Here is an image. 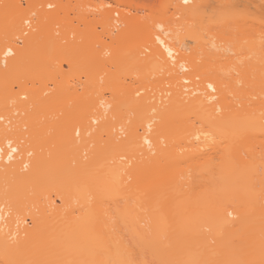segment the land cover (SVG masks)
Wrapping results in <instances>:
<instances>
[{
	"label": "bare ground",
	"instance_id": "bare-ground-1",
	"mask_svg": "<svg viewBox=\"0 0 264 264\" xmlns=\"http://www.w3.org/2000/svg\"><path fill=\"white\" fill-rule=\"evenodd\" d=\"M30 1L0 0V264H259L264 0H230L220 43L204 38L217 35L202 11L212 0H161L141 6L144 14L125 13L133 0L103 7L104 31L123 47L108 59L118 72L109 78L105 69L109 82L98 87L108 86L106 97L94 94V76L81 92L64 81L51 96L33 88L44 76L30 75L33 49L53 45L50 36L63 41L34 56L60 63L65 46H87L69 57L75 70L95 66L96 49L91 31L48 22L51 0L24 13L21 2ZM185 34L197 39L189 51ZM8 48L13 55L5 56ZM119 73L137 77L128 84Z\"/></svg>",
	"mask_w": 264,
	"mask_h": 264
},
{
	"label": "rangeland",
	"instance_id": "rangeland-1",
	"mask_svg": "<svg viewBox=\"0 0 264 264\" xmlns=\"http://www.w3.org/2000/svg\"><path fill=\"white\" fill-rule=\"evenodd\" d=\"M22 1V0H21ZM30 1V0H29ZM31 1H32V3H31ZM30 1V3L32 4V6H31V4L30 3H26L25 5H22V2H21V8H22V10L24 11V13H26V12H28V7H31V9H32V7H33V5L35 4H37L38 3V0H31ZM46 1H48V0H46ZM161 0H133V2L132 3H130L128 6H126V7H124V9H125V13H136V12H138V13H141V14H144V13H146L147 12V10L145 11V10H141L140 11V7L141 6H144V5H146V4H150V5H152L153 7H157V5L159 4V2H160ZM213 1V2H212ZM209 4H211L212 6H210V7H208L209 5H207V4H205L206 6H204L203 7V10L202 11H206V9L208 10V11H206V13H211V15H212V18H211V21L214 23V20H215V22L217 23L216 25L217 26H215V30H214V33H216L217 35H210V36H208V35H205V40L206 41H208V43L210 42V43H216L217 41H218V43H220V42H222L223 41V38H225V37H227V35H228V30H229V25H228V27H227V25H226V22H225V13L228 11V9H229V6H230V0H225L226 1V3H225V6L224 5H222L221 3H219L220 5H221V8H220V5H218V3H216V4H214L215 2H214V0H212ZM216 1V0H215ZM27 2V1H26ZM40 2H45V1H43V0H40ZM39 2V3H40ZM50 2H52L53 4H50V5H53V7H51V8H49V9H47L46 8V6H44V5H42L43 6V9H41V11L39 10L40 8H41V5L40 4H42V3H40V4H38V5H40V8L38 7L37 8V11H40V13H42V10L44 11V8H46L45 10V12H44V14H46L48 11V13L49 14H51V16H52V18L50 17V15H48V13L46 14V15H48L49 16V18H51V19H49L48 20V22H50V21H56L55 23H57V21H59V22H63V23H66V24H64L63 26L61 25V27H64V26H66V25H68V26H66L67 28H70L71 30L74 28V27H78V28H80L81 30H82V35H83V32H92V34L94 35V41H92V43H91V45L92 46H95V49H96V51L95 52H93V54H91V60H90V63H91V61H92V59L93 58H95V66H93V64L92 65H90V67H91V69H90V67L89 68H87V66H85V71L84 70H80V69H73V67L71 66L72 65V59H73V57H74V53H73V51L74 52H76V54H78V51L80 52L81 50H83V49H86V47L87 46H81L82 47V49H79L80 48V46H79V48H78V45H70V46H65L64 47V54L63 55H61L60 56V59H59V61H60V63L59 62H57V61H54L53 60V56L52 57H49L50 55H52V54H50L49 56H48V58L47 59H43V57L44 56H42L41 55V53H40V55H41V58L42 59H39V56L38 57H35L34 55H39V53L38 52H40V51H42L43 50V48L44 49H46V47H48L49 48V52H52L55 48H56V45H55V43L56 42H58V41H61L62 39H61V37H62V34L61 33H59L60 31H57L56 29H55V32H53L54 34L56 33H59V34H55L56 36L55 37H53L52 38V36H50L51 38L49 39L50 40V42L53 44V45H51V46H47V44H45V43H43V46H41L42 45V43L40 42V45H39V47L41 46V48H38L37 46V44H39L38 43V41L36 42V47L38 48V49H33L35 52H33L34 53V55L32 56V59H33V61H36L35 63L33 62V64H34V66H33V68L35 67V68H37L36 70H35V72H33V69L31 70L30 69V73H31V71L33 72V74H30V75H36V74H44V76H42V78H40L38 81H36L35 83H34V89H36V90H38V91H40L41 89H43L44 90V92H42V97H43V95H49V94H51V91L53 92L54 90H59V87L57 86L60 82H63L64 81V83L66 84V86H67V88H68V90L70 91V90H73L74 89V87H76L75 89H77V91H82L83 90V88L85 87V85L86 84H88V82H87V80H90V78H92L93 76L95 77L93 80L96 82L97 81V84H96V88H94L95 90H94V94H97V92H98V89H99V92L100 93H102V95L104 94V96L106 97V96H109L110 95V92H109V90H107L108 89V86L106 85V87H105V91H103V87L101 88V86H102V81L105 83V82H109V80H108V78L104 75L105 74V72H106V70L105 69H108L109 71H108V77L110 78V75H111V73L112 72H118L117 70H116V68H113V66H112V64H110V62H109V58L111 57V54H112V57L113 56H115V54H113V52H114V50L116 49V47H117V43H115V42H112V41H110V39L107 37V35H106V33H105V31H104V28H103V25H102V23H101V15L99 14V11H101L102 10V8L103 7H117V4H116V2H115V0H51ZM50 2H47L46 3V5L48 4V3H50ZM61 4L62 5V9H59V8H55V6L57 5V4ZM30 4V5H29ZM45 4V3H44ZM29 5V6H28ZM38 5H36V7L38 6ZM216 5V6H215ZM103 6V7H102ZM17 6H10V7H7V9H5L4 11H6V12H8V11H11V10H13L14 8H16ZM58 7V6H57ZM208 7V8H207ZM223 7V8H222ZM34 8V7H33ZM56 9V10H58L59 9V11H56V12H58V14L56 13V14H53L54 13V11H51L52 9ZM139 8V9H138ZM217 9H221V10H217ZM209 10L210 11H212L213 10V14H212V12H209ZM37 11H35V13H37ZM204 11V12H205ZM51 12V13H50ZM53 14V15H52ZM227 14V13H226ZM39 15V16H38ZM40 15L41 14H37V16L38 17H40ZM57 15V16H56ZM117 15V16H116ZM198 15V13L197 14H195L191 19H194L196 16ZM115 16V18H117L119 15L118 14H115L114 15ZM35 17V16H34ZM37 17V18H38ZM40 18H38L37 20L38 21H40L39 20ZM214 19V20H213ZM32 21V20H31ZM35 20H33V23L32 24H34L35 22H34ZM45 21V20H44ZM46 22H47V20H46ZM9 23V22H8ZM8 23H5V24H8ZM39 23V22H38ZM37 23V24H38ZM53 23V22H52ZM54 23V24H55ZM5 24H3V25H5ZM36 24V23H35ZM37 24L35 25V27L37 26ZM40 24V23H39ZM2 25V26H3ZM50 25H51V23H50ZM58 24H56V25H54V26H57ZM46 26H47V23H46ZM46 26H45V28H46ZM53 26V25H52ZM53 26V28H55ZM188 27H190V24L188 25ZM8 28V27H7ZM7 28H4L3 27V29L5 30V29H7ZM34 28V27H33ZM57 29H60V26L57 28ZM63 30H65L64 28H62ZM36 30H37V28H36ZM43 29L41 28V29H39L38 28V31H34L33 30V33L31 32L30 34H31V36H28V37H30V41L31 42H35V40L36 39H38L39 38V33H41V31H42ZM66 31H67V29H66ZM15 32V31H14ZM13 32V33H14ZM43 33V32H42ZM183 33H185L184 31H183ZM15 35V34H14ZM16 36V35H15ZM14 36V37H15ZM54 36V35H53ZM70 38L72 39L73 38V36H72V34L70 33ZM41 37V36H40ZM43 38V37H42ZM27 39H29V38H27ZM26 38H25V40L26 41H24V39H23V41L25 42V45L27 44L26 42L28 41ZM47 39V38H46ZM45 38H44V40H45V42H47V40H46ZM12 40V39H11ZM39 40H40V38H39ZM220 40V41H219ZM29 41V42H30ZM63 41V40H62ZM13 42V41H12ZM182 42H183V44H184V46L186 45V47H185V51L187 50V51H189L190 49H192L193 47H195L196 46V44H197V39H194L192 36H189L188 34H185L184 35V37L182 38ZM14 43V42H13ZM89 43V44H90ZM16 44H17V41H16ZM50 44V43H49ZM87 44V43H86ZM85 44V45H86ZM18 45H22V46H24L23 48H25L26 46L24 45V44H18ZM34 45V44H33ZM120 45V44H119ZM120 47V46H119ZM34 48V47H33ZM187 48V49H186ZM26 49V48H25ZM40 49V51H38ZM75 49H76V51H75ZM120 50L121 49H123V47L122 48H119ZM119 49H116V51H118ZM125 49V48H124ZM78 50V51H77ZM38 51V52H37ZM123 51V50H122ZM121 51V52H122ZM36 52H37V54H36ZM119 52V51H118ZM43 53V52H42ZM114 53H117V52H114ZM118 54V53H117ZM116 54V56H119V55H117ZM122 54V53H121ZM121 54H120V56H121ZM124 54V53H123ZM80 55V54H79ZM72 56V59H69V57H71ZM93 56V57H92ZM110 56V57H109ZM119 56V57H120ZM47 57V56H46ZM54 57H55V55H54ZM111 57V58H112ZM125 57H126V55H125ZM122 58V57H121ZM124 58V57H123ZM85 59V58H84ZM109 59V60H108ZM125 59V58H124ZM127 59V58H126ZM125 59V60H126ZM40 60V61H39ZM74 60V59H73ZM43 61V62H42ZM50 61H51V64H48V63H50ZM86 61V60H85ZM81 62V61H80ZM93 62V61H92ZM45 63V64H44ZM87 64L89 63L88 62V60H87V62H86ZM125 63V62H124ZM76 64V63H75ZM128 64V63H127ZM126 64V65H127ZM37 65V66H36ZM41 65V66H40ZM89 65V64H88ZM32 66H30V67H32ZM50 67V70H48L47 69V67ZM93 66V67H92ZM38 67H40V68H38ZM125 68H126V66H125ZM124 67H123V70L122 71H120V69H119V72H123L124 71V69H125ZM90 69V70H89ZM127 72V71H126ZM125 73V72H124ZM129 73V72H128ZM29 74V73H28ZM27 75V74H26ZM104 75V76H103ZM119 75H120V73H119ZM118 75V76H119ZM123 75V73H121V75H120V80L123 82V81H125L124 83H126V82H128V84L133 80L132 79V77H134V78H136L137 76H125V77H123L122 76ZM133 75H135V74H133ZM32 76V77H33ZM97 76V77H96ZM102 76L103 77H106L107 78V80L105 79V78H103V79H105V81L102 79ZM30 77V76H29ZM76 78H79V80H80V82H78V79H76ZM89 78V79H88ZM97 78L99 79V80H97ZM125 80H124V79ZM96 79V80H95ZM123 79V80H122ZM132 79V80H131ZM43 80V81H42ZM131 80V81H130ZM92 81V80H91ZM93 81V82H94ZM93 82H91V83H93ZM133 82V81H132ZM131 82V83H132ZM28 83V85H27V87H31V85H32V83H29V82H27ZM99 83V84H98ZM130 83V84H131ZM101 84V86H100V88H98L99 87V85ZM108 84V83H107ZM94 84H91V86H93ZM112 85H114V84H112ZM15 86V85H14ZM55 86H57L58 87V89L56 88V89H54L55 88ZM104 86V85H103ZM132 86H136V83H134ZM15 87H17V86H15ZM13 88V91H19V89H17V88ZM26 86H25V88H27ZM90 87V86H89ZM109 87H114V86H111V84L109 83ZM19 88V87H18ZM32 88V89H33ZM90 89V88H89ZM91 89H93V87H91ZM97 89V90H96ZM24 90V89H23ZM87 90V89H86ZM102 90V91H101ZM22 91V90H21ZM37 91V92H38ZM36 92V91H35ZM100 93H98V94H100ZM93 94V95H94ZM97 94V95H98ZM101 95V94H100ZM49 96H51V95H49ZM24 99H26V98H24ZM23 100V99H22ZM68 100V99H67ZM25 101V100H24ZM70 103V105H72V103H71V101L70 100H68V103L67 104H69ZM65 105V107L66 106H69V107H71L70 105ZM54 109V108H53ZM17 112V111H16ZM15 114V113H14ZM55 117V116H54ZM13 120V119H12ZM11 124V123H10ZM12 124H14V123H12ZM7 126V125H6ZM7 127H9V124H8V126ZM24 128V127H23ZM23 130V129H22ZM27 134V133H26ZM25 134V135H26ZM27 136V135H26Z\"/></svg>",
	"mask_w": 264,
	"mask_h": 264
},
{
	"label": "snow or ice",
	"instance_id": "snow-or-ice-1",
	"mask_svg": "<svg viewBox=\"0 0 264 264\" xmlns=\"http://www.w3.org/2000/svg\"><path fill=\"white\" fill-rule=\"evenodd\" d=\"M184 2H185V4H187L188 0H184ZM49 7H51V5H49ZM102 7H103V6H102ZM33 15H35V14L33 13ZM23 24L30 26V24H29V22H28L27 20H24V21H23ZM24 35L27 36L28 33H24ZM17 39H18V38H17ZM157 39L159 40V38H157ZM166 51H168L169 56H171V51L168 50V49H166ZM13 54H14V53L12 52L11 48H8V49L6 50V52H5V56H11V55H13ZM5 67H7L6 64H5ZM208 88H210V89H212L213 91H215L213 85H211V84L208 85ZM137 95H139V93H137ZM78 135H79V131H77V136H78ZM204 135H205L206 138H209V139L213 138V137H211V134H210V133H204ZM197 139H199V136H197ZM12 151H16V149H12ZM31 155H32V153L30 152V153H29V156H31ZM24 167L27 168L28 165L25 164ZM0 211H2V210H0ZM228 215H229V216H232L233 214H232L231 212H229ZM0 218H2V217H0ZM249 264H256V262L252 261V262H249ZM259 264H264V258H262V259L259 261Z\"/></svg>",
	"mask_w": 264,
	"mask_h": 264
}]
</instances>
